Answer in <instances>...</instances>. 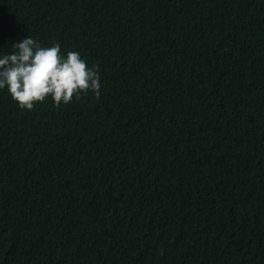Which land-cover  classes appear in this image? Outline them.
<instances>
[{
  "label": "trees",
  "instance_id": "1",
  "mask_svg": "<svg viewBox=\"0 0 264 264\" xmlns=\"http://www.w3.org/2000/svg\"><path fill=\"white\" fill-rule=\"evenodd\" d=\"M27 35L100 89L0 90V264H264V0H0Z\"/></svg>",
  "mask_w": 264,
  "mask_h": 264
},
{
  "label": "clouds",
  "instance_id": "2",
  "mask_svg": "<svg viewBox=\"0 0 264 264\" xmlns=\"http://www.w3.org/2000/svg\"><path fill=\"white\" fill-rule=\"evenodd\" d=\"M11 48L0 54V90L6 89L21 109L31 110L48 97L59 105L88 91L99 96V71L86 66L78 52L61 54L58 44L41 46L28 35L11 42Z\"/></svg>",
  "mask_w": 264,
  "mask_h": 264
}]
</instances>
